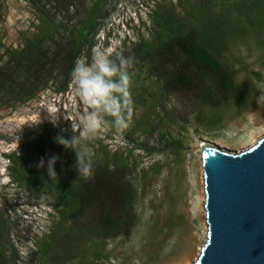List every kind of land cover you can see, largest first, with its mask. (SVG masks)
Here are the masks:
<instances>
[{"label":"rangeland","instance_id":"1","mask_svg":"<svg viewBox=\"0 0 264 264\" xmlns=\"http://www.w3.org/2000/svg\"><path fill=\"white\" fill-rule=\"evenodd\" d=\"M35 1L0 0V64L6 61L5 49L20 51L28 42L42 40L33 54L45 59L37 75L47 81L23 103L0 104V264H192L207 233L200 145L235 154L264 137V101L259 103L264 94V25L245 23L246 0L202 1L211 14L193 22L199 31L213 21L229 27L215 58L232 79L227 97L215 75L181 55L166 61L167 55L156 51L149 59L153 65L135 64L128 127L117 131L106 124L94 139L82 140L94 160L95 178L86 184L102 204L63 223L49 197L37 198L11 182L7 156L18 155L20 144L29 143L34 134L48 138L57 131L71 137L72 121L88 110L71 80L65 92L55 89L67 72L68 34L94 0ZM185 1L112 0L91 51L84 50L81 57L90 60L97 47L110 56L121 53L124 46L135 47L138 36L151 42L153 12L165 9L182 17ZM58 27L67 33L52 32ZM49 157L42 153L40 161L46 164ZM102 157L110 159L111 169L125 164V171L114 172L110 187L100 168ZM108 193L112 205L102 198ZM123 203L130 205L128 216ZM106 216L114 222L111 228L102 225Z\"/></svg>","mask_w":264,"mask_h":264},{"label":"trees","instance_id":"2","mask_svg":"<svg viewBox=\"0 0 264 264\" xmlns=\"http://www.w3.org/2000/svg\"><path fill=\"white\" fill-rule=\"evenodd\" d=\"M202 1L199 0L194 3V0H186L183 5L184 16L182 17L175 15L173 11H165V9L153 12L151 16L153 22L151 42L138 36V44L131 48L124 46L122 53L125 56L133 54L137 65L143 62H148V65H151L152 63L149 62V59L156 51L164 52L163 54L168 57L166 61L182 57L184 61L196 68L215 75L218 79V89L223 97H227L233 88L232 79L229 73L220 68L215 58L218 47L224 43L226 34H228V30L224 29H229V27L228 25L226 28L221 27L218 22L215 23L213 21L212 25H205L199 31L193 22L203 20L205 14H211L209 8H205ZM246 1L248 2V9L244 13L245 23L255 26L261 22L264 25V0ZM111 2L112 0H94L88 12L79 21L78 28L73 29V27L71 29L68 35L71 37L72 48L67 55V72L62 83L56 87V92H65L71 80L69 74L74 67L75 60L82 56L84 50L87 52L91 51L93 47L92 41L100 30L103 19L108 16L106 6L110 5ZM33 3L36 4V1L33 0ZM202 10H205L206 13L199 18L197 14ZM190 18L192 22L188 21ZM52 32L67 33L66 29L62 30L59 27L52 30ZM49 37L52 39L51 36ZM43 43L42 40H34L28 42L27 49L20 51L4 50L6 61L0 64L1 105L16 102L23 103L33 97L35 90L41 86H46L47 81L45 78L39 80L41 77L37 75L40 69H43V60L45 59H40L33 54V50L37 52L38 48H42L41 45ZM0 47H3L1 43ZM48 50L50 51V49ZM41 128L38 127V130ZM59 136L65 135L57 131L52 132L50 136H47L48 138L34 134L29 143L20 144V153L18 155L12 152L8 154L7 159L10 164L11 182L17 183L20 187H25L27 191L37 198L42 195L49 197L52 200L51 207L55 211L57 219L67 223L75 221L84 210L92 208L94 205L102 204V202L99 194L87 186V180L78 176L75 169V153L70 149H65L63 145L58 143L57 137ZM68 138H70L69 135L65 136V139ZM42 141L47 143V153L41 150L44 146ZM144 149L147 150L148 148L144 147ZM42 153L59 157L55 164V178L49 175L47 163L43 168L39 167ZM36 158L37 161L39 159V162L36 161ZM109 163L110 159L107 157H102L101 162H99L107 187H110L115 171L120 169L125 171L123 161L118 162V168L112 167V169ZM92 178H95L94 174ZM110 195L112 194L108 193L106 194V199L102 198L104 202L112 205L113 202L109 199ZM122 206L124 207L123 215L128 216L130 214V205L123 203ZM100 217H103V215ZM113 224L114 222L107 216L102 218L104 227L111 228ZM44 248L46 249L47 247L45 246ZM2 264H7V262L3 261Z\"/></svg>","mask_w":264,"mask_h":264},{"label":"water","instance_id":"3","mask_svg":"<svg viewBox=\"0 0 264 264\" xmlns=\"http://www.w3.org/2000/svg\"><path fill=\"white\" fill-rule=\"evenodd\" d=\"M206 240L192 264H264V137L226 153L201 144Z\"/></svg>","mask_w":264,"mask_h":264},{"label":"clouds","instance_id":"4","mask_svg":"<svg viewBox=\"0 0 264 264\" xmlns=\"http://www.w3.org/2000/svg\"><path fill=\"white\" fill-rule=\"evenodd\" d=\"M135 62L133 54L125 56L121 52L110 56L97 47L92 50L90 60L78 57L69 74L79 99L88 110L72 121L71 137L59 136L57 141L65 149L74 151L75 169L85 180L93 176L94 160L88 148L82 145V140L94 139L106 124L117 131L128 127L134 105L131 88ZM262 101L264 94L259 98V103ZM58 159L52 156L47 160V170L52 178L56 177ZM44 166L42 158L39 167Z\"/></svg>","mask_w":264,"mask_h":264}]
</instances>
